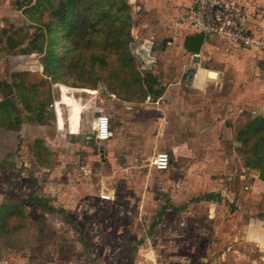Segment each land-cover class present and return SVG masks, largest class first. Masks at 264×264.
Returning a JSON list of instances; mask_svg holds the SVG:
<instances>
[{
  "label": "rangeland",
  "instance_id": "374dc122",
  "mask_svg": "<svg viewBox=\"0 0 264 264\" xmlns=\"http://www.w3.org/2000/svg\"><path fill=\"white\" fill-rule=\"evenodd\" d=\"M169 2L0 0V97L17 121L39 116L29 150L55 155L41 164L25 151L13 180L0 170V197L15 202L12 212L0 206V264H264V245L245 241L264 238V111L233 106L239 95L226 84L211 81L203 93V75L217 73L197 70L185 47L202 34L196 0ZM226 2L262 31L264 0ZM13 61L31 69L12 75ZM199 93L222 131L187 126ZM101 112L112 130L124 126L117 149L90 133ZM159 151L168 169L151 163ZM102 181L114 192L108 202Z\"/></svg>",
  "mask_w": 264,
  "mask_h": 264
},
{
  "label": "crops",
  "instance_id": "0c3cea01",
  "mask_svg": "<svg viewBox=\"0 0 264 264\" xmlns=\"http://www.w3.org/2000/svg\"><path fill=\"white\" fill-rule=\"evenodd\" d=\"M167 1L169 2V0ZM186 2L187 0H172V2L170 1L169 3L180 6L182 4H185ZM182 9L183 7L181 6V9L179 8L178 10L182 11ZM178 24L180 25L181 23ZM254 26L255 25H252V28L257 29V26H255V28ZM260 33H264V27ZM203 37L204 38L200 46L199 53L197 55L193 53H191V55L189 54L190 59H192V63L194 65H199L197 66V70L202 65L204 73L205 70H212L217 73V77L215 78L208 77L205 74L203 75V93H208L206 92V87L211 81L217 83L219 82V87L221 88L223 86L225 87V85L223 84H226L227 88H229V91H231L232 93L236 92L239 95V97L237 96V98L234 99V102L232 104L233 106H236L238 104L239 108H242L247 105L255 104L256 102L261 107L260 109H263L264 111V52L257 49L245 50L237 48L235 46L229 45L227 42L213 35ZM182 51L183 50H174L171 51V54L173 55L175 53L174 55L178 59L183 60L186 56L183 54L184 52L182 53ZM15 55V57H22L25 54L23 52H16ZM195 56H197V59ZM7 63H10V61ZM11 64L12 66L10 67V69H12V75L14 71L25 69L26 67L28 69H31V66L27 64L25 65V63L22 62L16 63L13 61L11 62ZM185 64L186 69L191 66V64L187 62H185ZM206 65L208 67H206ZM195 78L196 76L191 79L189 77V80H191L190 83H192L191 85H196L194 83ZM186 80H188V78H186L185 81ZM198 96L200 97V99L196 103L193 104L188 101V108L186 109V115L188 119V121H186L187 126L193 128L198 133L201 132L204 134L218 133L222 131V125L220 124V122L213 125L208 123L213 118V116L212 112L206 110L205 101H207V99H209L210 97H207L206 94L202 93H199ZM219 100V102H221L222 98H219ZM53 106H55V104ZM168 106L169 105L167 104V109L170 108V106ZM9 108V105L5 101H2V98L0 97V170H5L7 172L6 178L13 180V174L15 173V171L19 169L20 165H25V163L23 162V159H25V151H31L32 153L36 152V155H34L33 158L37 159L40 158V154L41 156L43 155L44 158H40L39 161V163L41 164L48 163L49 161L54 159L55 155L48 157L46 153L44 154V152L47 151L46 148H41L38 151H35L33 149L29 150L28 148V143H30V145L33 144L37 140V138H39L38 136H41L38 133H41L40 130L41 126L43 125L39 121V116L37 114H34L33 112H26V114H29L31 118L29 117L26 120L24 114L21 115V120L17 121L15 118H13L16 112ZM173 108L174 106L172 107V109ZM1 109L5 111L4 116L1 112ZM11 114H13V117H11ZM53 114V119L55 118L53 123L55 126L52 127V132L59 133L61 132V128H59L57 125L56 108H54ZM114 129L115 130L111 129V136L107 140V142H110L111 147L117 149L123 142V138L125 137V129L124 126L119 123ZM132 131L133 133H135L134 129ZM203 161L204 160H202V162ZM172 164L173 163L171 159V164L169 165V167L172 166ZM9 184L13 185L14 183L9 182ZM10 197L11 200L0 197V206L5 207V210H2V212H12L14 210L15 202L13 194H11ZM249 235L251 234L249 233ZM253 235L256 236L255 239H251L250 237H248V240L246 237L245 241H252L256 245L260 244L263 246L264 238H260L256 233H253ZM261 250H263V248ZM217 258H219V256L215 259Z\"/></svg>",
  "mask_w": 264,
  "mask_h": 264
},
{
  "label": "built area",
  "instance_id": "2783aa9c",
  "mask_svg": "<svg viewBox=\"0 0 264 264\" xmlns=\"http://www.w3.org/2000/svg\"><path fill=\"white\" fill-rule=\"evenodd\" d=\"M227 0H196L190 12L194 13V27L200 29L203 36L213 35L228 44L246 50H264V33L245 26L237 17V10ZM234 10V12H233ZM213 33V34H212ZM192 60V59H191ZM90 133L99 144L107 142L111 136L110 118L101 112L90 120ZM151 163L158 170H164L171 164V157L166 151H159L152 156ZM98 196L103 201H110L114 192L100 183Z\"/></svg>",
  "mask_w": 264,
  "mask_h": 264
},
{
  "label": "water",
  "instance_id": "95a60500",
  "mask_svg": "<svg viewBox=\"0 0 264 264\" xmlns=\"http://www.w3.org/2000/svg\"><path fill=\"white\" fill-rule=\"evenodd\" d=\"M203 35L202 34H190L186 41H185V47L193 52L195 55L199 53L200 46L203 42ZM197 59V56H195Z\"/></svg>",
  "mask_w": 264,
  "mask_h": 264
},
{
  "label": "trees",
  "instance_id": "16d2710c",
  "mask_svg": "<svg viewBox=\"0 0 264 264\" xmlns=\"http://www.w3.org/2000/svg\"><path fill=\"white\" fill-rule=\"evenodd\" d=\"M73 16V15H72ZM64 18H65V23L67 22V23H70V20H68L67 18H68V16L67 15H65V16H63ZM261 178H263L264 179V175H262L261 176Z\"/></svg>",
  "mask_w": 264,
  "mask_h": 264
}]
</instances>
